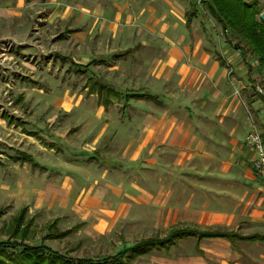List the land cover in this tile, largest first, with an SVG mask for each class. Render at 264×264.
<instances>
[{"label":"crops","instance_id":"0c3cea01","mask_svg":"<svg viewBox=\"0 0 264 264\" xmlns=\"http://www.w3.org/2000/svg\"><path fill=\"white\" fill-rule=\"evenodd\" d=\"M142 1L0 0V71L5 75L13 72L11 57L7 54L12 47L31 48L33 55H40L42 65L47 64L53 59V49L48 50L43 46V38L57 36L59 40L70 41L72 50L79 52L78 59L66 56L61 60L69 62V73L85 78L86 96H95L97 104L104 110H108L116 101L123 104L122 123L113 130L116 136L129 138L122 145L121 156L107 153L108 146L91 145L89 149L72 150L61 136L50 132L48 124L37 130L38 134L42 132L52 137L54 144L50 147L58 153L99 166L134 171L133 177L138 179L131 184L124 181L118 186L101 181L100 189L91 193L92 199L88 200H95L94 211L109 207L112 216L124 217L134 204L144 207L156 217L172 221L163 236L143 237L131 245H124L115 254L87 258L98 260L114 256L142 240L162 239L172 230L179 229L192 232V235L177 239L166 249L139 253L133 263L143 264L139 263V258L145 255L172 257L173 249H178L181 242L192 240L198 262L264 264V241L259 239L264 238V182L252 168L255 154L245 140L251 124L233 95L235 85L241 89L244 101L264 137V99L254 89L255 82H260L256 75L257 66L250 57L244 58L226 40L224 52H217V61L210 58L207 36L202 30L211 20H215L205 7L198 6L197 0H145L150 6L157 3L164 5L165 10L170 1L183 3L179 37H173L175 24L171 18L165 20L167 15L163 16L161 25L164 28L159 33L168 49L166 57L170 58L173 54L177 55V59L163 61L165 69L157 73L164 75L154 74L166 80H161L162 85H157V88L144 84L125 88L113 82L99 74L97 68L131 57L136 62L150 46L146 39L120 47L110 46V37L118 42L121 35L128 32L124 26L128 27L132 16L136 17L134 10L141 8ZM112 8L118 10L114 18L105 15L109 13L100 12ZM83 10H90L86 12L91 16H83ZM93 25H106L105 29L109 32L103 36L100 32V42L93 41ZM55 29L58 32L49 36ZM101 38L105 39L104 46ZM186 41L189 44L185 52H178L177 44ZM6 47L9 49L6 50ZM182 57H192L199 63L198 67L185 64ZM230 72L239 76L235 84L230 83ZM176 76L181 81V85L176 86L178 91L187 94L186 91L195 82L196 96H186L184 103L179 104L186 110L182 107L183 111L175 114L169 111L174 101L169 92L175 89H169L166 84ZM261 83L264 85V80ZM135 106L142 109L140 113L131 110ZM18 117L9 110L0 113V121L4 123L12 124L20 120ZM77 131L78 127H74L69 133L75 134ZM34 133L28 135L40 138ZM18 159L29 162L32 169H46L25 152H19ZM60 194L65 193L62 191ZM22 208L28 209L23 206L19 211ZM84 223H77L80 227L73 233L80 230ZM212 232L233 233L236 237L202 235Z\"/></svg>","mask_w":264,"mask_h":264},{"label":"rangeland","instance_id":"374dc122","mask_svg":"<svg viewBox=\"0 0 264 264\" xmlns=\"http://www.w3.org/2000/svg\"><path fill=\"white\" fill-rule=\"evenodd\" d=\"M258 4L263 11L264 0H260ZM183 9V3L176 1L168 2L167 10L159 3L150 6L147 1H142L141 8L134 10L136 17L132 16L128 27L124 26L128 32H124L121 41L118 42L112 41L110 37V46L129 45L139 39L148 40L150 46L144 50L143 56L138 61L134 62L131 57L126 61L110 62L97 68L98 73L125 88L143 84L157 88V85H162L161 80L164 79L155 75H164L157 73L165 69L163 61L177 59L175 58L177 55L173 54L170 58L166 57L168 49L159 35L164 28L161 25L163 16L167 15L165 20L171 18L174 21L173 37L178 38ZM86 11L90 10H83L85 13L83 16H91ZM117 11L115 8L100 10L109 13L105 14L108 18H114ZM93 28L94 42H100V32L102 36L109 33L105 29L106 25H93ZM202 31L207 36L210 58L217 61V52L219 54L224 52V46L227 44L222 30L215 21L211 20ZM57 32L58 29H55L53 33H49V36ZM101 40L104 46L105 39L101 38ZM231 40L235 43L233 38ZM42 44L48 50L53 49L51 51L53 59L47 64L42 65L40 55H33L34 50L31 48L25 50L12 47L7 54L11 57L13 72L5 75L0 71V75H3L0 78V113L9 110L20 118L12 124L0 121V241H11V246L16 244L14 248L17 245L23 246L19 243L21 240L28 245L39 246L45 235L41 233V228L49 220L57 219L61 230L86 222L80 230L71 233L64 240H48L45 244L55 251L68 253L73 257L102 258L115 254L124 245H131L140 238L165 235L172 221L164 217H156L144 207L131 204L129 212L124 217L116 218L112 216L109 207H101L100 212L94 211L95 200L88 202L92 199L91 193L100 189L101 181H108L118 186L124 181L131 184L138 179L136 176L133 177L134 171L99 166L69 154L58 153L50 147L54 144L51 136L42 132L38 134V128L43 129L48 124L50 132L61 136L72 150L108 146L107 153L113 156H121L122 145L129 139L113 133L116 126L122 123L120 117L123 104L116 101L108 110H104L97 104L95 96H86L85 78L75 77L68 72L70 64L68 61H62L61 58L66 56L79 58V52L71 48L73 44L70 41L59 40L57 36L43 38ZM188 44V41L177 44L176 50L185 52ZM8 49L6 47V50ZM182 60L192 68L198 67L199 63L192 57H182ZM229 76L230 83L238 82V74L230 72ZM170 82L166 85H169V89L174 88L175 91L169 92L174 98L169 111L176 114L183 111L184 106L179 104L184 103L186 96L191 98L196 96L195 82L185 95L176 87L181 85L179 76L171 79ZM233 86V95L242 106L249 125L253 120L258 127L257 121L244 101L241 89ZM131 110L137 114L142 109L135 106ZM74 127H78V131L75 134L69 133ZM107 128L108 131L105 132ZM32 133L40 135V138L28 135ZM19 152L30 154L46 169H32L29 162H21L18 159ZM62 191L65 194H60ZM23 206L29 209L26 219H33L32 232L23 234L19 229L11 237L13 229L11 227L8 230L9 225ZM76 244L79 246L73 249ZM180 244L178 249H173L172 257L145 255L139 258V263L204 264L203 261L198 262L195 258L192 240ZM18 255L19 253L11 249H1L0 264L21 263L16 257ZM49 264L57 263L49 261Z\"/></svg>","mask_w":264,"mask_h":264},{"label":"trees","instance_id":"16d2710c","mask_svg":"<svg viewBox=\"0 0 264 264\" xmlns=\"http://www.w3.org/2000/svg\"><path fill=\"white\" fill-rule=\"evenodd\" d=\"M256 2L247 0H205L204 7L209 15L220 25L225 40L238 50L244 58L250 57L257 66L256 75L260 82L264 80V22L260 20L262 10ZM231 38L235 40L232 42ZM256 92V91H255ZM257 94V93H256ZM27 208H22L11 221L8 230L12 227L13 233L22 230L23 234H30L33 227V219H26ZM80 227V224L71 229L61 230L58 227V220H50L42 226V234L39 246H32L21 240L23 246H11V241H0V250H9L19 253L17 258L21 263L17 264H49V261L57 264H134L133 260L139 253L151 250H163L173 244L177 239L192 235V232L174 229L169 235L162 239L150 238L138 242L134 247L122 250L114 256L94 260L91 258L73 257L60 253L48 247L45 243L48 240H64L68 235ZM36 233V232H34ZM204 237L223 236L228 238L236 237L233 233H206ZM25 237V236H24ZM25 239V238H21ZM264 241V238H259ZM78 244L74 246L76 249ZM30 260V262H29Z\"/></svg>","mask_w":264,"mask_h":264},{"label":"built area","instance_id":"2783aa9c","mask_svg":"<svg viewBox=\"0 0 264 264\" xmlns=\"http://www.w3.org/2000/svg\"><path fill=\"white\" fill-rule=\"evenodd\" d=\"M205 0H197L198 6L204 7ZM254 89L258 95L264 99V85L261 82H255ZM246 144L253 150L255 158L251 165L252 168L259 174L264 182V137L254 121L251 120V129L246 137Z\"/></svg>","mask_w":264,"mask_h":264},{"label":"water","instance_id":"95a60500","mask_svg":"<svg viewBox=\"0 0 264 264\" xmlns=\"http://www.w3.org/2000/svg\"><path fill=\"white\" fill-rule=\"evenodd\" d=\"M260 20H261L262 22H264V10H263L262 13L260 14Z\"/></svg>","mask_w":264,"mask_h":264}]
</instances>
